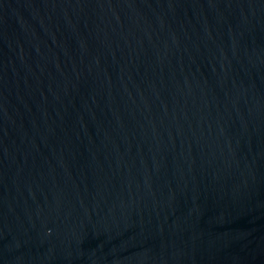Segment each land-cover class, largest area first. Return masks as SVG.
Masks as SVG:
<instances>
[{
    "label": "water",
    "instance_id": "1",
    "mask_svg": "<svg viewBox=\"0 0 264 264\" xmlns=\"http://www.w3.org/2000/svg\"><path fill=\"white\" fill-rule=\"evenodd\" d=\"M0 264H264V0H0Z\"/></svg>",
    "mask_w": 264,
    "mask_h": 264
}]
</instances>
